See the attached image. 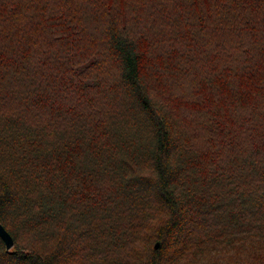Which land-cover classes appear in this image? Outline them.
Here are the masks:
<instances>
[{
    "label": "trees",
    "instance_id": "1",
    "mask_svg": "<svg viewBox=\"0 0 264 264\" xmlns=\"http://www.w3.org/2000/svg\"><path fill=\"white\" fill-rule=\"evenodd\" d=\"M263 3L0 0V264H264Z\"/></svg>",
    "mask_w": 264,
    "mask_h": 264
},
{
    "label": "rangeland",
    "instance_id": "2",
    "mask_svg": "<svg viewBox=\"0 0 264 264\" xmlns=\"http://www.w3.org/2000/svg\"><path fill=\"white\" fill-rule=\"evenodd\" d=\"M257 8H259L257 10V12L262 10V8H264V3L261 4L260 6H258ZM172 14H173V12H172ZM172 14H171V16H172ZM124 21L129 26L128 29H129V32H131V35L136 36L139 41L144 39V38H142L145 36V34L143 33V31H145V29L143 27L142 28L138 27L132 18L125 19ZM166 34H168V33H166ZM247 37L251 38L250 36H247ZM229 38L235 39L234 37H229ZM245 43L247 44V42H245ZM248 43H250V45H251L250 49L252 50V48H253L254 52L264 51V33L260 34L259 36H255V38L252 37V39L250 41H248ZM159 51L160 50H158V49L150 48L148 51L149 58H151V56H154V54H156L154 56V58L161 59L162 55L160 53H158ZM258 57H260L259 54L254 55L252 58L254 60H256ZM148 60H149V63L151 65V60L153 61V59L151 58ZM236 64H237V67H236ZM243 64H244L243 61H238V62L232 63L230 65L226 64L228 67H230L231 69L234 70V74H235V76H237V78H234L231 80L232 85L236 88H239L238 85L241 86L244 82H248L247 83V85H248V84H251L252 82L256 81L258 78L264 76V72H263L264 65H259V63L253 64V61H251V60H250L249 64L244 65V66H243ZM155 65L156 64L154 63V66ZM106 66H107V68L101 72L97 69H95V70L97 73H104V72H108V71L116 72L117 68H118L117 64H115L114 62H108L106 64ZM244 67H249V69H247L245 72ZM193 70H195V67L192 69L190 68V72L188 75L189 80L192 81L191 84L196 83V81L199 80L203 76V74H200V73L195 76L193 74ZM234 87H233V90L227 92L228 93L227 96L223 97L224 94H222V96L219 95V99H221L220 102H222L221 106L224 109L230 105L231 100H233V99L237 100V97H236L237 91L236 92L234 91ZM160 90H161V88H160ZM220 91H224V89H220L219 92ZM245 92L248 93L249 91H245ZM222 118L228 126H235L238 123L237 118L234 116V113L230 110ZM205 133L208 134L206 127H205ZM25 237L26 236H24V238Z\"/></svg>",
    "mask_w": 264,
    "mask_h": 264
},
{
    "label": "water",
    "instance_id": "3",
    "mask_svg": "<svg viewBox=\"0 0 264 264\" xmlns=\"http://www.w3.org/2000/svg\"><path fill=\"white\" fill-rule=\"evenodd\" d=\"M0 235L6 243L7 249H11L14 246V240L11 234L6 230L4 225L0 222ZM159 246V243L156 244V247Z\"/></svg>",
    "mask_w": 264,
    "mask_h": 264
}]
</instances>
